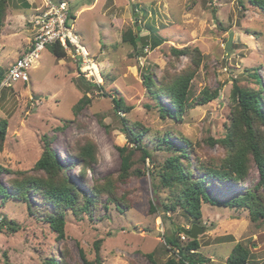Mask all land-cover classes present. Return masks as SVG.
<instances>
[{"label":"rangeland","instance_id":"rangeland-1","mask_svg":"<svg viewBox=\"0 0 264 264\" xmlns=\"http://www.w3.org/2000/svg\"><path fill=\"white\" fill-rule=\"evenodd\" d=\"M66 1L76 16L75 34L96 62L99 76L93 80L99 86L88 85L81 78L78 60L70 54L57 58L45 47L29 69L27 82L0 86V120L8 122L0 164L14 169L31 168L41 156L46 139L64 162L67 175L87 193L96 181L102 183L106 176H117L122 162L117 146L132 149L133 169L142 174L118 184L116 193L119 197L125 195L124 202L115 205L103 194L90 214L82 212L77 217L66 210L62 240L43 219V211L50 210V206L41 199H31L37 211L31 214L26 203L0 198V219L5 217L18 227L12 231L5 224L0 226V264H42L50 256L65 264H151L145 256L149 252L163 264L171 255L163 234H171L178 226L190 228L192 218L180 210L166 212L161 205L151 211L154 189L150 172L178 151L165 145L159 148V142H152L150 136L170 132L171 140L180 144L177 137L184 135L202 160L223 154V148L206 142L226 132L231 107L236 103L231 97L234 81L253 86L251 75L257 68L264 84V16L248 0ZM43 2L8 0L0 33L3 71L26 45H31L30 21L36 18V9ZM129 28L141 36L149 37L154 32L163 42L153 48L148 39L149 44L135 53L122 38ZM183 46L196 47L201 53L200 65L191 80V96H199L204 88H217L219 95L205 105L194 103L181 119L162 118L156 103L168 104V99L163 94L155 101L147 93L143 72L151 68L159 83L166 75L175 78L192 69L190 57L176 58L172 53V48ZM84 95L90 99L89 104L74 114L73 106ZM113 95L122 97L124 105L131 109L127 113L117 111ZM123 118L149 129L142 141L150 157H144L142 148L128 141L122 130ZM89 140L96 146V161L82 174L73 156L78 146ZM193 175H197L196 169ZM9 176L1 175L2 183ZM258 178L253 164L245 183L238 186H252ZM218 188L227 196L233 193V187L224 184L213 183L209 190ZM158 194L167 201L166 189ZM201 212L198 225L204 231L197 239L201 244L199 252L207 259L202 264H225L238 241L247 245L255 264H264V221H252L247 210L204 202ZM187 239L181 241L186 243Z\"/></svg>","mask_w":264,"mask_h":264},{"label":"trees","instance_id":"trees-1","mask_svg":"<svg viewBox=\"0 0 264 264\" xmlns=\"http://www.w3.org/2000/svg\"><path fill=\"white\" fill-rule=\"evenodd\" d=\"M250 5L256 7L264 16V0H248ZM26 3V0H21ZM8 0H0V33L4 26L7 15ZM75 14L68 13L66 24H72ZM122 38L125 42L133 46L135 53H140L141 48L147 46L150 39L151 47H156L163 42V39L152 32L149 37L141 36L131 28L124 31ZM139 43H141L139 45ZM48 48L57 57L66 55L63 47L59 43L49 44ZM173 55L188 56L192 60V69L186 70L175 78L164 76L159 83L153 77V70L149 67L143 72V84L151 97L158 101L161 95H165L168 104L158 101L156 104L162 118L181 119L186 111L192 108L193 104L205 105L212 102L219 95V89L210 90L204 88L199 96H191V80L194 77L196 68L200 65L201 53L198 48L183 46L172 48ZM257 68H253V86H242L235 80L232 85L231 97L236 101L230 110V123L226 127L224 136L219 138L210 137L207 144L218 145L223 148L220 156L208 157L206 160L200 159L195 153L192 141L184 136L178 135L180 144L171 140L170 132H165L162 136H150L152 142H159L160 146L165 145L168 149L178 151L177 154L167 156L164 161L153 166L150 172V180L154 189V198L151 202V211H155L157 206H163L166 212H176L180 210L188 219L192 218V225L201 222V204L208 203L215 206H225L247 210L252 221H264V84L262 78L257 73ZM5 71L0 68V79ZM88 85L98 87L97 83H92L85 79L84 74L78 72ZM172 80H168L167 78ZM166 78V79H165ZM167 80V81H166ZM116 93V91H115ZM90 99L84 95L73 106L74 114H77ZM112 102L117 111L127 113L131 108L125 106L122 97L113 95ZM8 122L6 119L0 120V152L3 151L4 141L7 134ZM123 133L128 141L135 144L137 148H142L143 156L150 157L151 153L143 145V137L148 135L149 129L140 122H130L123 118ZM122 158L121 167L116 177L106 176L104 181H96L87 193L67 175L65 164L53 150L49 141L45 139L44 150L41 156L29 169H14L0 164V176L10 175L5 179V183L0 180V198L2 201L13 199L26 203L29 212H37L32 204L34 200L41 199L42 202L50 206V210L43 211V219L56 233V238H65V211L71 210L75 216L82 212L91 213L97 206L100 197L105 194L109 201L116 204L124 202L125 195L117 196L116 190L119 183H126L131 176H139L142 172L133 169L131 160V148L126 145L117 146ZM97 149L93 142L78 146L73 156L82 167V174L85 170H90L91 164L96 161ZM193 155V158L191 157ZM73 164V163H72ZM255 164L259 178L252 186L240 187L245 183L249 170ZM197 175H193L195 169ZM213 183L232 186L233 193L227 196L222 189L209 190ZM166 189L168 191L167 201L163 200L158 192ZM6 225L10 230L16 231L15 223L5 217L0 219V226ZM177 226V225H176ZM2 229V227H0ZM181 227L173 228L171 234H163L165 248L171 251V255L163 264H202L207 261L199 252L200 240L187 239L183 243L180 238ZM97 258L99 259V241L96 245ZM84 258V254H82ZM145 256L151 264H159L153 252L146 253ZM42 264H65L64 261L56 259L54 256L47 257ZM225 264H255L251 260V254L247 245L238 241L232 247L226 258Z\"/></svg>","mask_w":264,"mask_h":264},{"label":"built area","instance_id":"built-area-1","mask_svg":"<svg viewBox=\"0 0 264 264\" xmlns=\"http://www.w3.org/2000/svg\"><path fill=\"white\" fill-rule=\"evenodd\" d=\"M69 5L66 1L45 0L32 24L31 45L15 59L4 73L0 80V86L9 87L16 81L27 82L29 80V69L39 59L40 52L49 44L59 43L63 49L70 54L74 60H78L77 69L89 80H96L97 70L94 69L96 62L89 57L85 47L80 43L78 36L73 29V23L66 24ZM92 74V77L89 76ZM94 79V80H93ZM180 238L187 237L181 233Z\"/></svg>","mask_w":264,"mask_h":264},{"label":"water","instance_id":"water-1","mask_svg":"<svg viewBox=\"0 0 264 264\" xmlns=\"http://www.w3.org/2000/svg\"><path fill=\"white\" fill-rule=\"evenodd\" d=\"M135 5H132V10L134 11ZM232 37V35H231ZM230 43H227V47ZM127 137V136H126ZM181 231L185 233L190 239H197L198 235L202 234L204 227L197 224H193L190 228L181 227Z\"/></svg>","mask_w":264,"mask_h":264},{"label":"clouds","instance_id":"clouds-1","mask_svg":"<svg viewBox=\"0 0 264 264\" xmlns=\"http://www.w3.org/2000/svg\"><path fill=\"white\" fill-rule=\"evenodd\" d=\"M44 2L41 4V6L40 7H38L37 9H36V11H38L41 7H43V5H44V3H45V0H43ZM54 1H57V2H59V1H66V0H54ZM67 2V1H66ZM68 3V2H67ZM69 5V4H68ZM69 9H70V7H69ZM75 19H76V17H75ZM75 21V20H74ZM74 21H72V23H74ZM30 24H31V22H30ZM31 28H32V24H31ZM62 47V46H61ZM66 52V51H65ZM67 53V52H66ZM7 70V69H6ZM6 72V71H5ZM79 72V71H78ZM83 74V73H82ZM4 75V74H3ZM85 76V75H84ZM3 77V76H2ZM2 77H1V79H2ZM97 77V76H96ZM0 79V80H1ZM89 81H92V80H89ZM93 82H95V81H93ZM5 87V86H4ZM181 233H183L182 231H181ZM180 233V234H181ZM183 234H185V233H183ZM186 235V234H185ZM186 237L189 239V237L186 235Z\"/></svg>","mask_w":264,"mask_h":264},{"label":"bare ground","instance_id":"bare-ground-1","mask_svg":"<svg viewBox=\"0 0 264 264\" xmlns=\"http://www.w3.org/2000/svg\"><path fill=\"white\" fill-rule=\"evenodd\" d=\"M86 51V50H85ZM94 69H96V66L94 67ZM92 76V75H91ZM99 76V73H97V77ZM101 77V76H100Z\"/></svg>","mask_w":264,"mask_h":264},{"label":"crops","instance_id":"crops-1","mask_svg":"<svg viewBox=\"0 0 264 264\" xmlns=\"http://www.w3.org/2000/svg\"><path fill=\"white\" fill-rule=\"evenodd\" d=\"M26 47H27V45H26ZM26 47H25V48H26ZM25 48H24V50H25ZM10 65H11V63H10ZM10 65H9V66H10ZM9 66H8V67H9ZM8 67H7L6 69H8ZM6 69H5L4 71H6Z\"/></svg>","mask_w":264,"mask_h":264}]
</instances>
